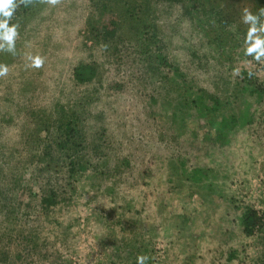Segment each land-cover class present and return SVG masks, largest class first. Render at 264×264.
Returning a JSON list of instances; mask_svg holds the SVG:
<instances>
[{
    "label": "rangeland",
    "instance_id": "374dc122",
    "mask_svg": "<svg viewBox=\"0 0 264 264\" xmlns=\"http://www.w3.org/2000/svg\"><path fill=\"white\" fill-rule=\"evenodd\" d=\"M98 1L118 6L114 36H103L110 16L100 19L92 0H39L22 16L17 4L10 20L14 54L0 49V264H264V226L246 236L240 222L246 205L264 217V94L242 89L247 71L264 89V58L244 55L240 21L256 0H214L224 29L186 1L153 0L139 12L143 31L121 0ZM83 63L98 71L79 84ZM202 91L224 113L248 101L254 123L221 144L193 103ZM70 119L75 153L58 146ZM198 169L202 180L187 177ZM51 185L59 201L44 209Z\"/></svg>",
    "mask_w": 264,
    "mask_h": 264
},
{
    "label": "trees",
    "instance_id": "16d2710c",
    "mask_svg": "<svg viewBox=\"0 0 264 264\" xmlns=\"http://www.w3.org/2000/svg\"><path fill=\"white\" fill-rule=\"evenodd\" d=\"M177 1H186V3H190V6L187 8L186 11L188 13H191V9H198L205 15H209L210 17H214L217 22V27L220 29L222 26L224 29V25L227 24L226 20L228 18L227 13H224V8L220 6H216L214 3V0H177ZM16 4H18L17 13L21 16L28 13H33V10L38 9L37 4L39 3V0H27V2H22V0H15ZM93 4L102 6L103 12H101V8L99 10V16L100 19L104 16L109 14L110 18L103 22L102 26L104 29L103 36H114L117 33V27H118V13H117V4L116 6H110L108 4L99 3L98 0H92ZM153 0H121L119 3H121V6L119 8H123V11H127L128 14L131 16L132 21L134 24H136L137 27L143 31V29H147V18L139 16V12L141 13L145 12L147 9L152 7ZM257 7H264V0H256ZM149 7V8H148ZM150 10V9H149ZM106 13V14H105ZM226 20V21H225ZM102 22V21H101ZM202 29L204 30V34L206 37L209 36V30H207L206 25L201 24ZM151 27V26H149ZM95 31V27H92ZM221 29V30H222ZM97 32V31H95ZM94 32V33H95ZM226 31H223V34ZM144 33V32H143ZM223 34L220 32L218 34V38L220 41H223ZM102 35V33H101ZM97 36V35H96ZM146 40L152 45V40L149 38H146ZM228 40V39H227ZM220 46L221 43H218ZM149 47L148 44L146 46ZM237 48V45L235 43L230 47L232 55ZM157 58H160L161 56L157 54ZM161 59V58H160ZM164 59V58H162ZM163 64H166V61L163 60ZM97 68L96 65H89V64H80L74 69V78L75 81L79 84H85L86 82L92 81L94 77L97 75ZM243 77V84L242 89L245 91V93L249 94H257L259 96V99L261 100L262 94H264L263 86L261 85V82H259L256 74L254 71H247L242 72ZM208 96L205 95V92L202 91L201 94H199L196 99H194L193 103H195V108L200 114L203 116V119L207 120L209 125L213 127L216 131L217 139L218 141H221V144H224L226 142L230 141V134L237 131V128L239 127H245L248 125H251L255 121V114L251 111V104L248 101H245L244 106L239 111L237 115L230 114V113H224L221 111L222 101L218 97L210 96L209 98H206ZM218 117H220V120H218ZM61 135L62 141L58 143V146L65 150H70L71 152L75 153L77 148L80 145V132L77 128V121L76 119H70L68 121L62 122L61 125ZM72 155V154H69ZM72 157V156H70ZM70 171L72 173L76 172V167L78 166L76 164L75 160L70 161ZM201 170H193L190 175L187 174L188 178H191L193 180L199 181L202 180L201 176ZM55 190V187L53 185L50 186L48 191H45V193L41 197V207L44 209L50 208L53 205H56L58 203V197ZM240 222L242 226V231L246 236H252L254 235L258 230H261L264 226V217L263 215L253 206H245L242 209L241 215H240Z\"/></svg>",
    "mask_w": 264,
    "mask_h": 264
},
{
    "label": "clouds",
    "instance_id": "9594fccd",
    "mask_svg": "<svg viewBox=\"0 0 264 264\" xmlns=\"http://www.w3.org/2000/svg\"><path fill=\"white\" fill-rule=\"evenodd\" d=\"M27 2V0H22ZM55 2V0H52ZM17 7L15 0H0V49L14 54L15 40L17 37V25L10 23L13 13ZM240 21L247 25L244 35V55L250 56L257 62L264 58V7L255 12L244 8L240 13ZM30 66L42 67L43 61L40 57H29ZM7 74L6 67H0V76ZM147 256H138L136 264H145Z\"/></svg>",
    "mask_w": 264,
    "mask_h": 264
}]
</instances>
